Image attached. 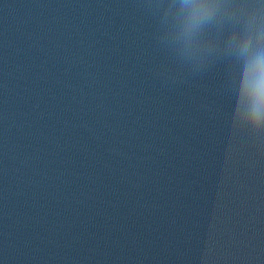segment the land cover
<instances>
[{
	"label": "clouds",
	"instance_id": "9594fccd",
	"mask_svg": "<svg viewBox=\"0 0 264 264\" xmlns=\"http://www.w3.org/2000/svg\"><path fill=\"white\" fill-rule=\"evenodd\" d=\"M161 6L166 36L179 45L183 56L202 60L223 53L236 61L240 69L237 111L257 143L264 140V4L161 0Z\"/></svg>",
	"mask_w": 264,
	"mask_h": 264
}]
</instances>
